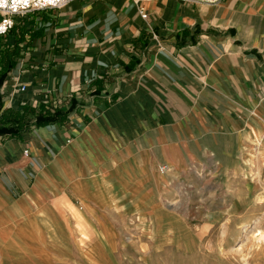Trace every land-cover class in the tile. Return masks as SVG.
I'll use <instances>...</instances> for the list:
<instances>
[{
  "label": "crops",
  "instance_id": "crops-1",
  "mask_svg": "<svg viewBox=\"0 0 264 264\" xmlns=\"http://www.w3.org/2000/svg\"><path fill=\"white\" fill-rule=\"evenodd\" d=\"M0 43L2 109L73 105L65 123L0 135V261L62 249L55 264H94L79 226L92 252L122 186L152 203L159 164L264 132V0H70L16 16Z\"/></svg>",
  "mask_w": 264,
  "mask_h": 264
},
{
  "label": "rangeland",
  "instance_id": "rangeland-1",
  "mask_svg": "<svg viewBox=\"0 0 264 264\" xmlns=\"http://www.w3.org/2000/svg\"><path fill=\"white\" fill-rule=\"evenodd\" d=\"M157 170L169 176L164 187H154V202L145 203L150 194L145 195L146 186L142 190L122 186L116 191V210L106 212L115 211V217H105L104 223L110 232L116 231L117 237L112 235L110 241L121 253L110 257L102 251L104 261L264 264V132L247 134L238 141L226 138L210 159L185 163L177 169L181 172L173 171L166 163L159 164ZM140 199L142 202L136 201ZM78 223L74 222L72 241L79 233ZM53 251L58 254L63 250ZM55 254H45L40 261L55 264ZM14 256L19 257L12 254L11 259L16 260ZM72 258L68 257L67 263ZM6 260L0 264H39L32 255L21 262H9V256Z\"/></svg>",
  "mask_w": 264,
  "mask_h": 264
},
{
  "label": "trees",
  "instance_id": "trees-1",
  "mask_svg": "<svg viewBox=\"0 0 264 264\" xmlns=\"http://www.w3.org/2000/svg\"><path fill=\"white\" fill-rule=\"evenodd\" d=\"M0 43V76L3 78L13 66L10 60L12 51L7 47L1 48ZM4 63V64H3ZM3 102L0 94V135L17 136L25 130L49 123H65L72 110V103L67 109L61 106L41 103L37 106L25 105L21 110L12 108L2 109Z\"/></svg>",
  "mask_w": 264,
  "mask_h": 264
},
{
  "label": "built area",
  "instance_id": "built-area-1",
  "mask_svg": "<svg viewBox=\"0 0 264 264\" xmlns=\"http://www.w3.org/2000/svg\"><path fill=\"white\" fill-rule=\"evenodd\" d=\"M70 0H52V3H45V0H27L23 7H18L16 11H12L8 8H0V25L4 26V31L0 32L1 36L5 35L14 25V18L16 16H22L32 11H41L47 9H59L63 7ZM134 2H140L142 0H132ZM194 3H202L207 5L217 4L220 0H183ZM10 2V0H9ZM143 16L145 14L141 13ZM6 21H11V26L6 24ZM24 86H21L23 89ZM24 153H27V150H24ZM161 170H164V167H160Z\"/></svg>",
  "mask_w": 264,
  "mask_h": 264
},
{
  "label": "bare ground",
  "instance_id": "bare-ground-1",
  "mask_svg": "<svg viewBox=\"0 0 264 264\" xmlns=\"http://www.w3.org/2000/svg\"><path fill=\"white\" fill-rule=\"evenodd\" d=\"M93 226L97 229V234H96L97 235V239H96L97 243H95L94 250H92V252H90L88 248H89V245L92 241L90 239H88L86 233L83 234L82 242H83L85 257L86 258H92V260L94 261V264H116L113 262V260L108 259V261H104L103 258L100 256L101 254H103V252L107 253L110 257H113V255H116V254L120 255L121 252H118L116 250L117 245L114 242L110 241L112 238L111 237L112 235L117 237L116 231L110 232L109 227H107L105 225L103 219H100L99 221L94 222ZM105 244L109 245V247H107V249L104 248ZM121 246L123 248H125V246H123V243H121ZM140 252L142 255H144L143 251H140Z\"/></svg>",
  "mask_w": 264,
  "mask_h": 264
},
{
  "label": "clouds",
  "instance_id": "clouds-1",
  "mask_svg": "<svg viewBox=\"0 0 264 264\" xmlns=\"http://www.w3.org/2000/svg\"><path fill=\"white\" fill-rule=\"evenodd\" d=\"M27 0H0V8H8L16 11L18 7H23ZM45 3H52V0H45ZM8 26H11V21H6ZM4 26L0 25V32L4 31Z\"/></svg>",
  "mask_w": 264,
  "mask_h": 264
}]
</instances>
